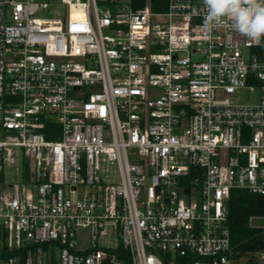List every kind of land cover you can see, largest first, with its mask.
I'll list each match as a JSON object with an SVG mask.
<instances>
[{
    "label": "built area",
    "instance_id": "2783aa9c",
    "mask_svg": "<svg viewBox=\"0 0 264 264\" xmlns=\"http://www.w3.org/2000/svg\"><path fill=\"white\" fill-rule=\"evenodd\" d=\"M204 18L203 0H0V264H264L227 227L231 190L264 195V37Z\"/></svg>",
    "mask_w": 264,
    "mask_h": 264
},
{
    "label": "clouds",
    "instance_id": "9594fccd",
    "mask_svg": "<svg viewBox=\"0 0 264 264\" xmlns=\"http://www.w3.org/2000/svg\"><path fill=\"white\" fill-rule=\"evenodd\" d=\"M203 5L209 35L217 25L228 23L250 40L264 37V0H203Z\"/></svg>",
    "mask_w": 264,
    "mask_h": 264
},
{
    "label": "trees",
    "instance_id": "16d2710c",
    "mask_svg": "<svg viewBox=\"0 0 264 264\" xmlns=\"http://www.w3.org/2000/svg\"><path fill=\"white\" fill-rule=\"evenodd\" d=\"M164 8L153 6L154 11ZM47 139H52L47 135ZM227 227L231 245L241 252L264 249V235L248 228L252 216H264V195H256L246 190H231L227 201Z\"/></svg>",
    "mask_w": 264,
    "mask_h": 264
},
{
    "label": "rangeland",
    "instance_id": "374dc122",
    "mask_svg": "<svg viewBox=\"0 0 264 264\" xmlns=\"http://www.w3.org/2000/svg\"><path fill=\"white\" fill-rule=\"evenodd\" d=\"M256 92H251L248 89H240L237 90L235 92V94L233 95L234 101L238 102V103H243V104H247L250 103L252 101H254L256 99ZM18 157L21 158V155L17 154ZM21 162L22 160L19 159L15 165L7 167V169L5 170V181L8 182H18L20 181V175L23 171V169L21 168ZM102 170H106L107 174H105V176H107V178L102 176V179L104 182H108V183H112L116 178L114 177V173L113 171L115 170V167L112 164H107V165H102ZM84 192V189L80 188L77 191V195L81 196Z\"/></svg>",
    "mask_w": 264,
    "mask_h": 264
},
{
    "label": "bare ground",
    "instance_id": "6f19581e",
    "mask_svg": "<svg viewBox=\"0 0 264 264\" xmlns=\"http://www.w3.org/2000/svg\"><path fill=\"white\" fill-rule=\"evenodd\" d=\"M73 17V16H72ZM74 18V17H73Z\"/></svg>",
    "mask_w": 264,
    "mask_h": 264
}]
</instances>
